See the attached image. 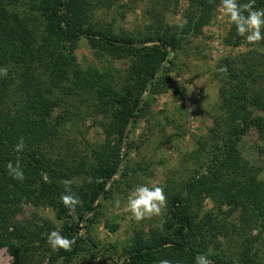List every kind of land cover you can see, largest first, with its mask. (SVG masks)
<instances>
[{"label":"trees","instance_id":"1","mask_svg":"<svg viewBox=\"0 0 264 264\" xmlns=\"http://www.w3.org/2000/svg\"><path fill=\"white\" fill-rule=\"evenodd\" d=\"M136 1L0 0V68L8 70L0 77V248L9 264H77L99 256L108 264L165 258L195 264L198 254L212 264H264V177L238 148L253 131L264 155V41L247 44L232 24L223 43L243 42L246 49L220 56L211 69L217 98L209 124L158 184L167 208L134 227L116 255L113 246L105 255L92 235L102 201L133 188L159 162L147 141L170 140L166 129L174 124L181 136V109L154 111L150 99L167 91L182 97L170 76L173 57L201 35L219 2L185 0L180 23L168 24L166 13L176 14L179 0H146L144 23L128 31L116 19ZM255 7L264 8V0ZM81 38L92 58L83 65L74 56ZM91 128L99 129L98 140ZM21 138L25 147L16 152ZM17 160L23 181L7 170ZM64 180H72L83 202L75 216L60 200ZM26 205L49 208L53 219L35 211L23 216ZM52 230L75 238L71 251L46 243L43 234Z\"/></svg>","mask_w":264,"mask_h":264},{"label":"rangeland","instance_id":"2","mask_svg":"<svg viewBox=\"0 0 264 264\" xmlns=\"http://www.w3.org/2000/svg\"><path fill=\"white\" fill-rule=\"evenodd\" d=\"M128 1V0H123ZM146 0H137L134 9L127 10L125 15L117 17L116 23L124 29L131 31L141 26L145 18L142 14L145 8ZM220 0L215 7L213 17L210 22L202 28V33L194 39L188 40L184 47L177 51L173 57V71L170 73L174 85L181 88L182 97H177L173 91H167L162 94L152 96L151 108L154 111H175L181 109L180 121L182 125L181 136H176V124L169 126L166 132L171 133L170 140H165L159 135L152 137L147 141L148 153L155 155L154 166L149 169L152 173L141 179V181L125 193H114L111 198L102 201V215L99 222L93 226L92 235L99 241L101 251L105 255L109 254L105 250L113 246L111 255L119 252V247L124 243L134 227L146 223L148 218L142 221H136L130 218V213L124 210L127 196L131 190L140 184H160L164 173L176 166V160L185 151L192 147L191 137L194 134L203 133L204 128L209 124V114L217 98V84L211 74V69L215 61L222 55L229 52H242L246 49L245 43L237 46H226L223 43V37L227 33L229 21L222 14L219 8ZM185 6V0H179L176 4V14L166 13L165 19L168 24L180 23V13ZM113 10V9H111ZM110 10V11H111ZM104 10H99L98 15L102 16ZM110 14H108L109 17ZM74 56L81 65L91 61V51L86 40L81 38L74 50ZM178 116V115H177ZM144 123L136 124L134 132L130 134L131 138L136 141L138 132ZM93 138L99 139V129H90ZM257 143L255 133L248 131L238 142V148L241 154L250 162L259 165L261 175L264 177V155L257 152ZM138 156L132 154V159L136 160ZM119 199L121 205L115 206V201ZM37 212L49 219H53V213L49 208H37L26 205L23 207V216H28L30 212ZM104 222L115 225V230L108 229ZM106 248V249H104ZM104 257H95L88 260L78 261L77 264H108ZM85 259H87L85 257ZM11 257L4 248H0V264H9Z\"/></svg>","mask_w":264,"mask_h":264},{"label":"clouds","instance_id":"3","mask_svg":"<svg viewBox=\"0 0 264 264\" xmlns=\"http://www.w3.org/2000/svg\"><path fill=\"white\" fill-rule=\"evenodd\" d=\"M255 4L256 0H246V2L220 0L219 4L222 14L228 18L230 24L235 26L237 34L243 37L249 45L264 41V8H257ZM226 70V67L218 69L220 72ZM7 74V68H0V77H7ZM24 147L25 143L21 138L14 146V150L22 152ZM7 170L15 180L23 181L26 178L19 160L15 164L11 161L8 162ZM72 183V180L62 181L65 191L61 194L60 200L64 207L69 210L68 214L75 216L77 206L82 205L83 202L76 193L72 192ZM114 203L117 208L121 205L119 199ZM166 208L167 195L165 187L157 184H140L129 192L124 210L131 214L130 218L142 221L153 216H161ZM43 235L46 237V243L53 250L71 251L76 243L75 238L63 235L60 230H52ZM158 264H172V262L165 258L159 260ZM195 264H212V261L208 259V254H198L195 257Z\"/></svg>","mask_w":264,"mask_h":264}]
</instances>
